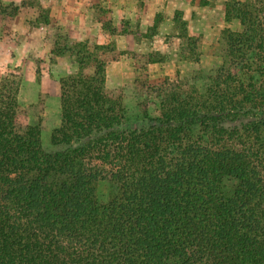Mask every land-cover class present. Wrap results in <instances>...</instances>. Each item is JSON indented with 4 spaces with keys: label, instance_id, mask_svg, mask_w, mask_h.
<instances>
[{
    "label": "trees",
    "instance_id": "obj_1",
    "mask_svg": "<svg viewBox=\"0 0 264 264\" xmlns=\"http://www.w3.org/2000/svg\"><path fill=\"white\" fill-rule=\"evenodd\" d=\"M225 16L242 28L223 30V63L202 90L157 88L147 127L121 128L113 42L54 41L51 61L70 53L77 69L59 78L49 149L17 76L0 79V264H264V0ZM188 40L198 61L201 36Z\"/></svg>",
    "mask_w": 264,
    "mask_h": 264
},
{
    "label": "rangeland",
    "instance_id": "obj_2",
    "mask_svg": "<svg viewBox=\"0 0 264 264\" xmlns=\"http://www.w3.org/2000/svg\"><path fill=\"white\" fill-rule=\"evenodd\" d=\"M228 1L0 0V79L17 76L19 103L49 149L61 119L59 78L77 69L70 53L51 61L54 41L113 42L120 55L107 65L106 84L123 92L128 120L121 128L147 127L160 115L157 88L183 84L202 90L223 63V30L242 28L236 18L227 21ZM190 36H201L198 61L190 53ZM149 58L160 61L149 63L143 77ZM98 194L108 199L105 183Z\"/></svg>",
    "mask_w": 264,
    "mask_h": 264
}]
</instances>
